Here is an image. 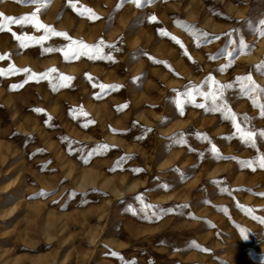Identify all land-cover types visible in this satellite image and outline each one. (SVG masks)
<instances>
[{
	"label": "rangeland",
	"instance_id": "1",
	"mask_svg": "<svg viewBox=\"0 0 264 264\" xmlns=\"http://www.w3.org/2000/svg\"><path fill=\"white\" fill-rule=\"evenodd\" d=\"M39 2V22L70 39L0 31V264H264V169L240 163L264 140L239 139L208 79L235 85L228 107L264 130V93L236 83L264 88V0ZM36 6L0 0V13ZM69 46L81 54L65 59Z\"/></svg>",
	"mask_w": 264,
	"mask_h": 264
},
{
	"label": "snow or ice",
	"instance_id": "2",
	"mask_svg": "<svg viewBox=\"0 0 264 264\" xmlns=\"http://www.w3.org/2000/svg\"><path fill=\"white\" fill-rule=\"evenodd\" d=\"M18 2H30L33 5H37L35 8V11H33L32 13L28 14V15H24L21 17H13V16H7L3 13H0V31H5V30H11V25H20L23 26L24 24H32L37 30L40 29H44L46 35L50 34V35H56V36H64L67 39H70L69 37H67V35L65 33H61V32H56L54 29H52L50 26L44 25L42 23L39 22L38 20V15L42 10L43 5L40 4L39 0H18ZM132 3H134L137 7H141L142 6V0H131ZM70 4H71V0H70ZM73 8H75V5L72 4L71 5ZM80 15H85L88 14L90 18L94 17L95 14L92 12L91 9H85L84 11H81L79 13ZM98 18V17H95ZM151 21L155 22L156 21V17L153 15L149 18ZM258 25H259V35L260 36H264V18L260 19L258 21ZM161 34L162 35H168V33L164 32L163 30H161ZM14 36H16L15 33H13ZM16 38L18 40H21V47H25L27 45L24 44L23 40L21 39V37L16 36ZM27 39H35L34 37H26ZM45 39L44 36L40 37V40ZM172 40H174L177 44H180L181 47H183V44H181V42L176 38V37H171ZM216 39H219V37H216ZM73 43H77L75 41H73ZM234 43V42H233ZM240 48L241 50H243L244 48L247 47V45L245 44L244 40L241 39L240 40ZM84 48H87L89 46L87 45H83ZM95 49V55H89L90 59H95V58H103V56L101 55V49L99 47V45L93 46ZM108 47H113L112 45H109ZM47 51H53V49L49 48L47 49ZM60 51H62L64 53L65 59H70L73 57H78L81 53L78 50H73L71 48V46H69L68 50H64V49H60ZM83 54H87V53H83ZM185 54H187V52H185ZM229 55H231V53H229ZM5 56H0V59H4ZM109 59H111V57H108ZM212 59H215L216 57H211ZM229 65H225L224 68H227ZM224 68L221 69V71L224 70ZM255 71L256 72H262L264 73V65H255L254 66ZM18 71H24V72H29V69H16L14 66H10V68L7 70L8 74H15ZM50 71H56L55 69H51ZM5 71L0 69V75H4ZM35 75V74H33ZM43 78V77H41ZM63 79H71L69 77H62ZM209 80L212 81L213 85L216 87V92H214L211 96V100L213 105H215L216 107H214L213 110H219L222 113L226 112L228 113L227 115V119H229L232 124L233 127L236 129V132L239 134V139L247 146L251 147V148H256L257 147V140L261 139L264 140V130H261L259 132L253 130V129H246L244 127L243 122L247 121V116H244L242 120H239L237 118L236 113L232 112L231 109L228 107V104L225 100V90L234 87L235 85L229 83V84H217L216 81L213 80V78L210 76L208 78ZM236 83L239 85V89L241 91L242 94L248 95L250 99H254V95L257 92H261L264 93V88H261L253 79V76L251 73H249L248 75L245 76H241V77H237L236 79ZM23 85H12L11 87L13 89L18 88V87H22ZM101 87H105L104 85H101ZM108 87H113V86H108ZM55 90V89H54ZM189 95H191V93H189ZM205 98L207 99V94L205 95ZM177 106L181 108L182 110V105L180 104V101L177 100ZM197 107H205V105L203 104H199L196 105ZM36 111H42L40 109H36ZM260 114L262 117H264V105H261V111ZM103 147H107V146H103ZM212 151L216 152L217 149L215 147V145L212 146ZM240 163L247 167V168H251L253 171L256 169V167H259L261 169H264V154L260 155L256 160H248V161H240ZM41 195H45V193H41ZM259 195H264V193H261ZM137 199H141V197H137ZM145 210L149 209V208H153L154 206L151 205H145ZM167 211H171V210H167ZM249 213H251V209H248ZM241 233L243 235V238L247 239V235L245 234L244 230L241 229ZM111 255L118 257L119 259L123 260L124 258L121 257L118 253L116 252H112ZM126 264H135V261H126Z\"/></svg>",
	"mask_w": 264,
	"mask_h": 264
}]
</instances>
